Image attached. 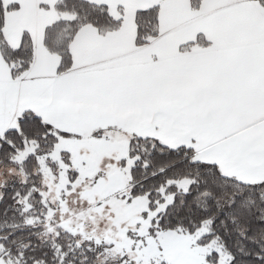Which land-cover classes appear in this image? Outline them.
I'll list each match as a JSON object with an SVG mask.
<instances>
[{
    "label": "snow or ice",
    "instance_id": "snow-or-ice-1",
    "mask_svg": "<svg viewBox=\"0 0 264 264\" xmlns=\"http://www.w3.org/2000/svg\"><path fill=\"white\" fill-rule=\"evenodd\" d=\"M0 264H264V0H0Z\"/></svg>",
    "mask_w": 264,
    "mask_h": 264
}]
</instances>
